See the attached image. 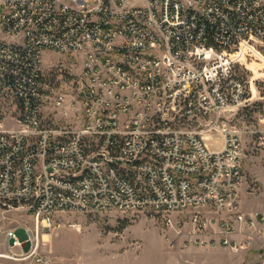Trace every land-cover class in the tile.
<instances>
[{"label":"built area","instance_id":"2783aa9c","mask_svg":"<svg viewBox=\"0 0 264 264\" xmlns=\"http://www.w3.org/2000/svg\"><path fill=\"white\" fill-rule=\"evenodd\" d=\"M244 40L264 45V0H0V207L34 218L0 236V257L52 264L40 243L76 210H190L199 235L222 211L220 242L252 246L264 213L241 210L243 142L226 115L250 99L230 53ZM47 51L70 57L49 64L70 79L54 104L80 108L81 125L46 116Z\"/></svg>","mask_w":264,"mask_h":264},{"label":"rangeland","instance_id":"374dc122","mask_svg":"<svg viewBox=\"0 0 264 264\" xmlns=\"http://www.w3.org/2000/svg\"><path fill=\"white\" fill-rule=\"evenodd\" d=\"M239 61L244 77L250 82V99L239 108L226 112L232 128L240 132L243 142L242 166L244 180L240 189L241 210L248 215L264 213V124L260 115L264 112V45L257 40L244 41L230 49ZM69 61L70 57L59 52L47 51L44 55L47 76L46 116L56 121L81 125L82 110L73 108L69 102L56 108L54 98L67 92L71 99L70 79L67 73L52 72L51 61ZM261 137V138H260ZM211 148L223 145L221 133L207 137ZM224 213L213 212L216 217L207 235H199L192 223L190 210L172 213L101 211H68L58 215L62 224L55 227L40 243V250L52 256V264H255L259 259L258 236L252 246L233 249L220 242L221 222ZM172 218L168 224L167 217ZM73 222L75 225H70ZM34 225L32 212L27 205L15 208L0 207V236L12 227ZM238 239L247 237L238 233ZM207 239L205 243L196 239ZM115 257L127 258L109 263ZM0 264H39L29 259L0 257Z\"/></svg>","mask_w":264,"mask_h":264},{"label":"crops","instance_id":"0c3cea01","mask_svg":"<svg viewBox=\"0 0 264 264\" xmlns=\"http://www.w3.org/2000/svg\"><path fill=\"white\" fill-rule=\"evenodd\" d=\"M116 260H119L120 262H124L127 260V258H123V257H115V258H112V259H109L108 262L109 263H112L113 261H116Z\"/></svg>","mask_w":264,"mask_h":264},{"label":"water","instance_id":"95a60500","mask_svg":"<svg viewBox=\"0 0 264 264\" xmlns=\"http://www.w3.org/2000/svg\"><path fill=\"white\" fill-rule=\"evenodd\" d=\"M21 232L23 233V230H21Z\"/></svg>","mask_w":264,"mask_h":264},{"label":"bare ground","instance_id":"6f19581e","mask_svg":"<svg viewBox=\"0 0 264 264\" xmlns=\"http://www.w3.org/2000/svg\"><path fill=\"white\" fill-rule=\"evenodd\" d=\"M244 41H247V40H244ZM244 41H243V42H244Z\"/></svg>","mask_w":264,"mask_h":264}]
</instances>
